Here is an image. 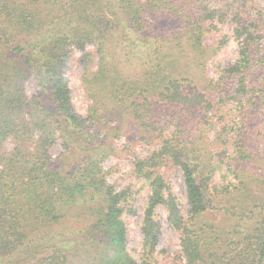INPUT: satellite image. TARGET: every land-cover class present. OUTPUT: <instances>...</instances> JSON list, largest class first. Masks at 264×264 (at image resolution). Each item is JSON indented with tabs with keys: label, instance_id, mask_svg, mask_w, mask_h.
I'll list each match as a JSON object with an SVG mask.
<instances>
[{
	"label": "trees",
	"instance_id": "16d2710c",
	"mask_svg": "<svg viewBox=\"0 0 264 264\" xmlns=\"http://www.w3.org/2000/svg\"><path fill=\"white\" fill-rule=\"evenodd\" d=\"M224 26L226 68L211 65L226 35L207 44ZM75 51L84 114L63 73ZM129 153L148 188L138 260V191L104 167ZM0 264H264V0H0Z\"/></svg>",
	"mask_w": 264,
	"mask_h": 264
},
{
	"label": "rangeland",
	"instance_id": "374dc122",
	"mask_svg": "<svg viewBox=\"0 0 264 264\" xmlns=\"http://www.w3.org/2000/svg\"><path fill=\"white\" fill-rule=\"evenodd\" d=\"M217 3H213L211 6H215ZM223 35H226V46L222 52L218 55L215 61L212 62V66L216 61L219 62L222 68L229 67L237 58V42L232 37L229 26L220 27L219 31H216L212 35L207 36V44L214 43L218 41ZM90 48L91 46H87ZM80 53L75 51L73 56H71L63 70L65 77L68 80V85L70 89V94L72 98V103L74 109L80 113L84 114L86 109V100L84 98L83 89L80 83V69L79 62L77 58ZM212 66L210 69L212 70ZM213 73V72H212ZM210 73L213 77L214 74ZM28 95H33L36 91V86L34 82H29L26 85ZM123 142L121 139L120 143ZM61 152L60 141L58 140L51 149V154L56 157ZM139 155H144L146 152L145 147L142 145L139 149L135 151ZM131 161L132 155L129 153L125 157L119 160L109 159L105 162V169H112L110 175L108 176V181L114 184L115 189L118 191L124 187H129L138 191L136 198L131 204V211L125 217L126 229H127V240L126 248L130 255L138 260V252L141 243V223H142V211L143 204L148 196V188L142 186V181L135 179L131 173ZM170 181L173 186V192L175 197L178 198L182 207L187 210L188 203L186 198L185 187L183 184L182 176L180 170H173L170 175ZM156 220L159 224V239H158V250H164L168 254H172L178 249V244L176 236L171 230V227L166 219L165 213L161 208L156 210Z\"/></svg>",
	"mask_w": 264,
	"mask_h": 264
}]
</instances>
